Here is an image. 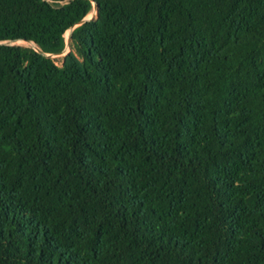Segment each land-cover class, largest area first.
<instances>
[{"label":"trees","instance_id":"1","mask_svg":"<svg viewBox=\"0 0 264 264\" xmlns=\"http://www.w3.org/2000/svg\"><path fill=\"white\" fill-rule=\"evenodd\" d=\"M95 3L0 0V264H264V0Z\"/></svg>","mask_w":264,"mask_h":264},{"label":"rangeland","instance_id":"2","mask_svg":"<svg viewBox=\"0 0 264 264\" xmlns=\"http://www.w3.org/2000/svg\"><path fill=\"white\" fill-rule=\"evenodd\" d=\"M93 12H95V11L93 10L92 14L89 15L87 17V19H93L94 18V13ZM69 36H70V31L66 34L67 47H66V50L64 51V53L63 54H59V55H52L51 56V58L54 59L58 63V65H61L62 58L67 56L70 53V51H71V47H70V44H69ZM13 44L23 45V46H26V47H36L33 43H29V42H25V41H16V42H13Z\"/></svg>","mask_w":264,"mask_h":264},{"label":"water","instance_id":"3","mask_svg":"<svg viewBox=\"0 0 264 264\" xmlns=\"http://www.w3.org/2000/svg\"><path fill=\"white\" fill-rule=\"evenodd\" d=\"M93 3H94V18H96L98 16V5L95 3V0H91ZM93 18V19H94ZM93 19H84L82 21H80L78 24H76V26H74L71 30H70V36H69V44H70V47L72 45V35H73V32L76 28H78L79 26H82L83 24H85L86 22L88 21H91ZM0 45H16V44H13V42H0ZM37 49V48H36ZM38 50V49H37ZM51 57V56H50Z\"/></svg>","mask_w":264,"mask_h":264}]
</instances>
